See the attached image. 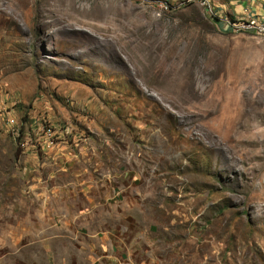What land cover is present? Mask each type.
<instances>
[{"label":"rangeland","instance_id":"rangeland-1","mask_svg":"<svg viewBox=\"0 0 264 264\" xmlns=\"http://www.w3.org/2000/svg\"><path fill=\"white\" fill-rule=\"evenodd\" d=\"M263 93L198 1L0 0V264H264Z\"/></svg>","mask_w":264,"mask_h":264},{"label":"built area","instance_id":"built-area-1","mask_svg":"<svg viewBox=\"0 0 264 264\" xmlns=\"http://www.w3.org/2000/svg\"><path fill=\"white\" fill-rule=\"evenodd\" d=\"M198 1L204 10L222 23V29L228 32L245 33L251 32L264 38V22L261 18L245 12V18L229 21L219 17L218 10L212 5L211 0H186V2Z\"/></svg>","mask_w":264,"mask_h":264},{"label":"crops","instance_id":"crops-1","mask_svg":"<svg viewBox=\"0 0 264 264\" xmlns=\"http://www.w3.org/2000/svg\"><path fill=\"white\" fill-rule=\"evenodd\" d=\"M212 5L218 10L221 19L229 21L245 18L247 11L251 15L258 16L264 22V0H235L228 3L221 0H211ZM220 28L222 23L219 21Z\"/></svg>","mask_w":264,"mask_h":264},{"label":"bare ground","instance_id":"bare-ground-1","mask_svg":"<svg viewBox=\"0 0 264 264\" xmlns=\"http://www.w3.org/2000/svg\"><path fill=\"white\" fill-rule=\"evenodd\" d=\"M243 86H244V85H243ZM205 87H206V86H205ZM186 88L189 89V90L194 89V87H192V86H190V85L186 86ZM242 88H243V87L241 86V89H242ZM204 89L206 90V89H208V87H207V88H204ZM237 90H238V89H237ZM245 90H246V89H245ZM238 92H239V91H238ZM246 92H248V91H246ZM240 93H241V91H240ZM255 93H256V92H255ZM263 94H264V93H263ZM246 95H247V94H246ZM250 95H251V94H250ZM252 95H253V92H252ZM257 96H258V95H257ZM237 97H238V96H237ZM245 97H248V96H245ZM245 97H244V98H245ZM251 97H252V96H251ZM254 97H255V95H254ZM259 97H260V95L258 96V98H259ZM255 98H256V97H255ZM262 98H264V97H262ZM238 99H239V98H238ZM248 99H249V97H248ZM248 99H247V100H248ZM250 99H251V98H250ZM256 99H257V98H256ZM259 99H260V98H259ZM239 100H240V99H239ZM239 100H236V101L239 102ZM244 100H246V99H244ZM254 100H255V99H254ZM257 100H258V99H257ZM260 100H261V99H260ZM262 100H263V99H262ZM262 100H261V101H262ZM250 101H251V100H250ZM241 102H242V101H241ZM209 103L211 104V102H209ZM249 103H250V102H249ZM258 103H259V102H258ZM258 103H257V104H258ZM206 104H207V103H206ZM239 104H240V103H239ZM259 104H261V103H259ZM235 105H236V104H235ZM256 106H257V105H256ZM261 106H262V105H261ZM242 107H243V106H242ZM259 108H260V106H259ZM237 109H238V108H237ZM242 109H243V108H242ZM248 109H249V108H247L246 110L248 111ZM250 110H251V109H250ZM240 111H242V110H240ZM244 112H245V111H244ZM249 112H250V111H249ZM251 112H254V109H252ZM258 112H259V110H258ZM219 113H220V112H219ZM219 113H218V114H219ZM228 113H229V112H228ZM239 113H241V112H239ZM263 113H264V112H263ZM216 114H217V113H216ZM224 114H225V113H224ZM229 114H231V113H229ZM246 114L248 115V112H246ZM249 114H252V115H253V113H249ZM254 114H255V113H254ZM219 115H221V114H219ZM226 115H227V114H226ZM226 115H225V116H226ZM243 115H244V114H243ZM252 115H250V116H252ZM227 116H228V115H227ZM241 116H242V115H241ZM250 116H249V117H250ZM253 116H254V115H253ZM222 117H223V116H222ZM239 117H240V116H239ZM235 118H236V117H235ZM236 119H237V118H236ZM245 119H247V118H245ZM221 120H222V119H221ZM221 120H220V121H221ZM224 120H225V119H224ZM237 120H238V119H237ZM222 121H223V120H222ZM235 121H236V120H235ZM235 121H234V122H235ZM230 122H231V121H230ZM217 124H218V123H217ZM220 124H221V123H220ZM226 124H227V122H226ZM229 124H230V123H229ZM233 124H234V123H233ZM230 125H231V124H230ZM234 125H235V124H234ZM218 126H219V125H218ZM228 127H229V125H228ZM214 128H215V127H214ZM218 128H219V127H218ZM210 130H212V129H210ZM210 132H211V131H210ZM234 132H235V131H234ZM214 133H215V132H214ZM218 135H219V133H218ZM222 136H223V135H222ZM224 137H225V136H224ZM215 142H216V141H215ZM198 145H199V144H198Z\"/></svg>","mask_w":264,"mask_h":264}]
</instances>
